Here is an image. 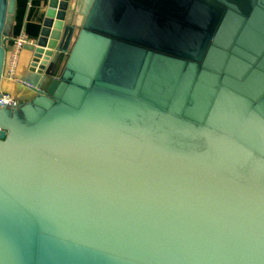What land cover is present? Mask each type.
Segmentation results:
<instances>
[{"label":"water","instance_id":"95a60500","mask_svg":"<svg viewBox=\"0 0 264 264\" xmlns=\"http://www.w3.org/2000/svg\"><path fill=\"white\" fill-rule=\"evenodd\" d=\"M70 1L0 90V264H264V0Z\"/></svg>","mask_w":264,"mask_h":264},{"label":"crops","instance_id":"0c3cea01","mask_svg":"<svg viewBox=\"0 0 264 264\" xmlns=\"http://www.w3.org/2000/svg\"><path fill=\"white\" fill-rule=\"evenodd\" d=\"M47 0H16L15 12L7 16L4 22V30L8 31V37L3 36V47L6 49L5 63L0 84L2 93H8L13 98L23 100L33 95V91L27 83L38 84L42 78L30 71L29 60L31 53L25 48L20 53V58L14 73L10 71L9 54L13 47L15 38L25 31L31 39H36L39 34ZM89 3V0H71L69 4L68 20L72 21L75 11H79ZM151 4V23L161 24L162 16L155 1L152 0H124V9L131 13L144 12L145 6ZM76 15V14H75Z\"/></svg>","mask_w":264,"mask_h":264},{"label":"built area","instance_id":"2783aa9c","mask_svg":"<svg viewBox=\"0 0 264 264\" xmlns=\"http://www.w3.org/2000/svg\"><path fill=\"white\" fill-rule=\"evenodd\" d=\"M29 42H34V39H31L25 31H22L20 35L15 38L13 47L9 54V67L12 73L16 70L24 44ZM1 101L6 105L14 106L17 104V100L8 93H2Z\"/></svg>","mask_w":264,"mask_h":264},{"label":"flooded vegetation","instance_id":"af4514ba","mask_svg":"<svg viewBox=\"0 0 264 264\" xmlns=\"http://www.w3.org/2000/svg\"><path fill=\"white\" fill-rule=\"evenodd\" d=\"M159 45H160V47L162 46V47H161L162 50H163V49H167V48H168V49H171V50H173V51H174V50H178L177 47H176V45H174V44H159ZM161 48H160V49H161Z\"/></svg>","mask_w":264,"mask_h":264}]
</instances>
